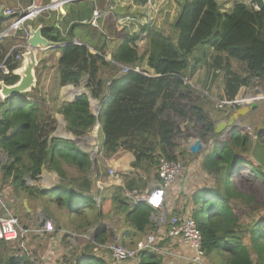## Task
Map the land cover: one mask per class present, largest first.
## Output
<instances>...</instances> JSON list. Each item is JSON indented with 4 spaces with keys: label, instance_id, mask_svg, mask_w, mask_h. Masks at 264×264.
I'll return each mask as SVG.
<instances>
[{
    "label": "trees",
    "instance_id": "obj_1",
    "mask_svg": "<svg viewBox=\"0 0 264 264\" xmlns=\"http://www.w3.org/2000/svg\"><path fill=\"white\" fill-rule=\"evenodd\" d=\"M138 2L144 4L147 0ZM77 14L72 22L68 17L59 22L62 31L56 26L54 13L42 28V36L54 43L70 42L76 37L96 51L92 53L79 44L59 48V86H78L85 78L88 94L63 102L57 112L64 118L66 131L76 137L85 135L98 122L103 140L101 154L129 151L134 156V170L156 166L160 157L176 160L175 139L199 138L207 142L214 136L216 120L229 116L230 112L224 110L214 116L201 103V93L186 82L206 61L207 49L214 53L211 66L224 76L221 99L233 100L253 79L264 89V6L256 10L237 0L232 9L222 11L216 0H182L180 12L168 24L166 33L147 26L133 34L117 30L120 41L114 48H109L112 40L103 25L82 23ZM113 14L115 22L131 16L119 8ZM143 35L145 48L139 53L136 43ZM234 59L245 64L247 76L233 70ZM118 65L128 70L121 72ZM36 76L39 81L38 72ZM16 80L14 77L7 84ZM37 85L22 97L18 94L0 101V149L7 155V160L0 163L1 184L13 180L23 191L29 190L25 175L35 180L42 166L51 168L57 159L78 171L90 166L89 154L70 141L52 138L47 146L42 144L55 131L56 120ZM90 98L98 102L97 116L90 110ZM253 136L264 141L262 129L248 134L238 125L216 138L202 159V168L213 184L195 192L192 217L210 264H264V174L250 157ZM245 169H250L249 173ZM124 179L126 188L135 184L134 188L142 191L136 178ZM117 195L119 198V192ZM113 200H102L99 216L109 213ZM149 214L148 207L139 205L126 213V220L143 230ZM106 236L103 227L96 230V240L103 242ZM0 254V264H32L19 240H1ZM75 264L107 263L91 257ZM138 264L161 262L156 254L144 251Z\"/></svg>",
    "mask_w": 264,
    "mask_h": 264
},
{
    "label": "crops",
    "instance_id": "obj_2",
    "mask_svg": "<svg viewBox=\"0 0 264 264\" xmlns=\"http://www.w3.org/2000/svg\"><path fill=\"white\" fill-rule=\"evenodd\" d=\"M50 1L51 0H32V2L26 3L25 0H0V8L10 6L19 10L33 2L42 6ZM216 1L222 11H229L233 6L232 3L234 0ZM84 2L87 4H84ZM181 2L182 0H154L152 6H149L146 4L147 2L140 4L138 0H112L111 3L114 6L113 10L111 13H107L109 12L108 4H105L104 0L76 1L73 3H64L58 9L46 10L36 18L29 20L27 26H29L30 29H36L37 27L43 28L45 22H47L54 13L56 26L62 31L63 26H61L59 22L63 20L64 17H68L71 20L70 22L74 21L77 14L76 10L79 9L80 11L77 15H79L80 19L87 20L91 17L92 9L97 6L104 12L97 20L98 25H103L108 32L112 40H110L109 48H114L120 41V39L117 38L119 34L116 33L117 30H121V32L125 34H128V32H126L127 30H130L129 34L137 31L139 27L136 23L137 21L127 23L131 19L143 17L144 20H140L141 23L151 20L155 21L157 24H171L176 20L180 12ZM118 8L131 13V16H123L119 21L115 22L113 11ZM5 15L4 12L0 14V31L8 28L14 19L12 16L6 15L5 17ZM41 19H43V21ZM126 24L130 26L125 29L124 27ZM122 33H120V35ZM8 34L0 39V83L11 85L7 84L8 81L14 77H17V80L19 79L17 75L18 69L24 64L25 58L22 55L20 60L15 62V67H12V63L14 62L15 56L17 54H23L26 47H24L25 39H23V31H15ZM72 41H76V43L74 42L73 44L88 47L89 51L92 53L96 52L76 37H73L71 39V42ZM59 48L60 47L53 48V50L41 49L36 53L38 63L35 67V73L41 72V74H44L49 69L50 66H48V63L50 61H48V57L51 53H54V55L50 56L49 60H54V58L56 61L58 60L61 55ZM206 51L208 55H214L212 50L207 49ZM107 60H110V58ZM231 62L232 65L234 63H239L234 60ZM199 68L190 77V81H197L199 78L197 72ZM56 73L58 75L57 70ZM36 80L40 93H43V89H58L56 95L46 93L49 97L52 96L48 99V103L57 109L63 102H69L75 95L73 89L69 90V88H67V90L63 92V87L67 85L59 86L58 83L40 81V76L39 81L37 76ZM196 85L201 86L200 83H196ZM23 94L18 97H22ZM1 97L0 95V101L4 100V98L2 99ZM57 109L52 110L51 115L54 116L56 122L59 121V123H62L64 118L57 112ZM249 116L250 114L247 115V117ZM218 120L219 119L216 121ZM58 125L59 124L56 123L55 131L49 135L46 142H42V144L47 146L52 138H61L70 141L82 152L89 154L90 166H88L86 170L78 171L73 165L57 159L56 163L53 164L51 168H48L47 165L46 167L42 166L41 172L35 180L31 179L30 175L24 176L26 186L29 187L28 191H23V188H20L18 195H13L14 198L11 197L5 201V206L4 201L0 199V215L11 213L16 217L19 216L22 221H25H23V227L40 229L37 226L39 222L37 218L40 219L43 216L52 224L53 230L50 232L43 230L41 234L32 233L34 237H39L37 235H40L41 238L46 239V247H40L34 242V248H32L42 252L39 257L45 264H75L81 258L85 259L91 257L102 259L109 264L108 252L102 245L118 240L126 247L132 248L137 241L141 240L146 235L154 233L161 234L167 229L168 220L171 216H192V210L195 208L192 199L195 192L213 184L211 176L202 168V159L211 148L193 154L189 151V146L194 138L186 139L180 137V140L175 139L174 141V154L176 155V159H179L183 163V172L170 188L165 191L162 206L153 208L145 202L144 196L147 191L153 190L159 184V179L157 177L158 164L145 170H134L132 167L134 156L129 151L118 149L109 156L101 154L103 142L102 134H100V139L96 141V128H94L93 132L91 129L85 135L76 137L66 131V123L65 126H63V130L65 129L66 131L65 134L61 133V129L58 128ZM242 126L248 134L253 133V129L251 125L247 123V119L244 120ZM227 132L220 133L221 136L219 137L225 136ZM215 138L216 135L213 136L211 147H213ZM201 142L205 146L206 142L202 140ZM6 160L7 155L0 149V163ZM110 168H113L115 172L112 176L108 174ZM126 176L136 178L137 185H142V191H138V189L134 188L135 184L131 188H126L124 179ZM7 188L10 189V191L12 190L10 185H7ZM38 190L45 192V194L39 195L37 192ZM117 192H119V198L117 197ZM58 194H61L60 198H57ZM7 195L8 193L0 185V196L5 199ZM109 197L115 198V200H113L110 205L111 209L109 213L101 217L99 213L102 203L104 202H102V200ZM23 203H26V207ZM104 205L105 204H103V206ZM139 205L146 206L150 209L149 220L146 222L143 230H137L126 220V213ZM199 207H201V205L197 206V208ZM101 227L106 231V235L113 237V239L105 237L103 242L96 240V230ZM242 228H246V224H243ZM28 235L29 234H25L20 237L19 241L22 246L23 243L26 242V238H29ZM130 240L131 242H129ZM80 241L85 242L84 247H82V244L79 246L78 243H80ZM244 242H246V240H244ZM75 249H78L77 253ZM147 251L156 254L161 264H195L187 261V259H182V256L190 255L189 249L171 238L159 240L155 244L154 252L153 250ZM85 252L88 254L84 255ZM74 254L76 257L71 259ZM223 256H226L225 252H223ZM223 256L221 260H224ZM139 257L121 264H138ZM204 264H210L206 257H204Z\"/></svg>",
    "mask_w": 264,
    "mask_h": 264
},
{
    "label": "built area",
    "instance_id": "obj_3",
    "mask_svg": "<svg viewBox=\"0 0 264 264\" xmlns=\"http://www.w3.org/2000/svg\"><path fill=\"white\" fill-rule=\"evenodd\" d=\"M76 1H96V0H51L49 3L45 5H38L36 3H31L24 8H20L16 10L15 8H3V12L7 16H12L14 19L10 23L9 30L5 32L3 30L0 31V39L5 37L8 33L12 31H23V39H27L29 36V31L27 26V22L41 15L46 10L58 9L64 3H73ZM105 4H108L107 13H111L113 10L112 0H104ZM154 0H147L149 6H152ZM237 1L234 0L233 3ZM244 2L252 5L256 10L257 7L253 3H249L247 0H243ZM232 3V4H233ZM233 7V6H232ZM232 9V8H231ZM104 14V12L97 6L92 9L91 17L87 20H82V23L90 24L94 27H98L97 20ZM5 32V33H4ZM25 47V46H24ZM22 54H17L14 58V62L20 60ZM121 72L127 71L128 67L123 65H118ZM135 69V71H137ZM3 99V97H1ZM252 96L249 94L240 95L233 100L222 99L219 100V106L223 104H229L233 106V108L238 105H245L251 102ZM249 129V128H248ZM212 139L209 138L205 144V149L208 150L212 146ZM184 169L183 163L176 159L171 160L165 157H160L158 159V167H157V177L159 179V184L156 188L151 191H148L144 200L147 204H149L153 208H159L163 203V196L166 190L170 188V186L176 181V179L182 174ZM113 168L108 170V174L110 176L114 175ZM40 229H31L26 227H21L18 217L11 213H7L6 215H0V240L7 242L18 241L21 236L25 234L34 233L41 234V231L50 232L53 230V226L49 221L45 222L43 227H39ZM164 238H171L178 241L180 244L184 245L190 251L189 256H182V259H187L189 262H193L195 264H204V252L201 247V233L197 227V224L194 218L191 215H182V216H171L168 220V226L165 231L161 234L154 233L146 235L141 240L137 241L134 247L129 248L126 247L118 240H114L112 242H108L102 247L107 250L109 255V264H121L124 262H129L134 259H137L140 256L141 252L144 251H152L154 252L155 244ZM22 248V245H21ZM34 264H45L40 261L34 262Z\"/></svg>",
    "mask_w": 264,
    "mask_h": 264
},
{
    "label": "rangeland",
    "instance_id": "obj_4",
    "mask_svg": "<svg viewBox=\"0 0 264 264\" xmlns=\"http://www.w3.org/2000/svg\"><path fill=\"white\" fill-rule=\"evenodd\" d=\"M84 4H87V3L84 2ZM3 8H5V7H3ZM6 8H13V7L8 6ZM140 20H144V18L143 17H138V18L136 17V18L131 19L129 22H127V23H130L131 21L132 22L137 21L136 23H137V25L139 27H138L137 31L133 32V33H139L140 32V28L142 26H144V25L147 26V28H149V29L162 31L163 33H166V31H168V24H166V25H163L162 23L161 24L160 23L157 24L155 21H151V20H147L146 22L143 21L141 23ZM129 26L130 25L126 24V26L124 28L126 29ZM129 31L130 30H127L126 32H128V34H129ZM12 32H15V31H12ZM133 33H131V34H133ZM144 36L145 35H143L141 37V39L137 40V43H136L139 53H142L144 51V48H145ZM109 53H110V51H107V53H106L107 59L110 58ZM53 55H54V53H51L50 56H53ZM49 57H48V61H50L48 63V66H50L49 69L44 74H41V72L38 73L39 76H40V81L42 80V81H45V82L57 84L58 83V81H57V76L58 75L56 73L57 61H56L55 58H54V60H52V59L49 60ZM212 59H213L212 54L207 56L206 61L203 63L204 65L201 66L199 68V70L197 71L198 74H199V78L197 79L196 82L190 81V78L186 82L189 83L190 85H192L194 88H196L201 93V95L204 96V98L202 96L200 98L201 103L203 104V106L206 109H209L214 116L219 114L220 112H222L220 110H224L223 112H226V113L230 112L229 113V115H230L234 111L233 109H235V108H233V106H230L229 104H223L222 106H219V100H222L221 98H223L222 92H223V79H224V76H223V73L221 71H219V70L217 71L216 69H214L211 66ZM234 61L237 62V60H235V59H234ZM231 64H232V62H231ZM232 68H233V70L237 71L239 74L247 76V72H245L246 69L244 67V64H241L240 62L239 63H234L232 65ZM38 71H39V69H38ZM85 80H86L85 78L82 79L78 86H74L73 84H68L67 86L63 87L62 90L64 92V90H67V88H71V89H73L75 91L84 90V91L88 92L84 88ZM196 83H200L201 86H197ZM57 91H58V89H50V90L43 89V93L41 92V94L47 100V102H46L47 108L51 109V111L52 110H56L57 108L56 107H52V105H50L48 103V99H50V97H52V96L49 97L46 93H49L51 95H56ZM246 94L251 95L252 98L250 100L252 102L257 101V105H256V107L253 110H251L248 113V114H250V116L249 117L246 116L245 119H247V123L251 125V127H252L254 132H256L259 129H262L264 131V89L253 79L250 82V85L248 87H241L240 88V90L238 91V93L235 96V98H237L240 95L244 96ZM96 105H98L97 101L94 100V99H91V111H92L93 114L96 113L95 112V106ZM51 116L54 118L53 115H51ZM56 123L59 124L58 128L61 129V133L65 134L66 131H65V129L63 130V126H65L64 119L62 120V123L61 122L59 123V121H57ZM94 128H96V131H95L96 138L95 139L97 141V140L100 139V134H101L100 131H99V123L96 124V125L94 124V127H92V130H91L92 132L94 131ZM219 136H221V134H216V138H218ZM216 138L214 140V143H216ZM177 140H180V138H177ZM249 171H250V169H245L246 174L249 173ZM258 176L260 177L261 175H258ZM1 180H2V176L0 174V185L8 193L7 197H5V199H3L2 196H0V199H2L4 201V206H5V201L7 199L13 197V195H15V196L18 195V189L21 188L22 186H19L18 184H14L13 180H11L8 183L2 185L1 184V182H2ZM7 185H10L12 187L11 191H10V189L7 188ZM37 192H38L39 195H44L45 194V192H43L41 190L40 191L38 190ZM0 208H1V204H0ZM18 219L20 221V226L23 227V221L24 220L22 221L19 216H18ZM108 232L111 233L110 231H108ZM37 236H39V237H34V235H32V233H29V235H28L29 238H26V242L23 243V246H22V249L24 250L25 256L32 260V261L30 260L32 262V264L34 262H36V261L43 262V261H41V258L39 257V255H41L42 252L39 251V250L32 249V248H34L33 247L34 246L33 243L36 242L40 247L41 246L46 247V245H47L45 238H41L40 235H37ZM106 237L108 239H113V237H109V236H106ZM129 242H131V240ZM78 244H79V246H80V244H82V247L85 246L84 245L85 242H83V241L82 242L80 241V243H78ZM84 250H85V248H84ZM75 251L77 253L78 249H75ZM2 256L3 255L0 254L1 258H2ZM72 258H74V257H71V259Z\"/></svg>",
    "mask_w": 264,
    "mask_h": 264
},
{
    "label": "water",
    "instance_id": "obj_5",
    "mask_svg": "<svg viewBox=\"0 0 264 264\" xmlns=\"http://www.w3.org/2000/svg\"><path fill=\"white\" fill-rule=\"evenodd\" d=\"M247 1L253 3L258 10L262 9L264 6V0H247ZM2 13H3V8H0V14ZM8 30L9 27L6 28L4 31L7 32ZM28 31L30 34L25 40L26 50L22 54L23 57L25 58V62L20 67V69H18V73H17L19 79L11 85L0 83V95L3 98L27 93L33 87H35L37 83L35 67L37 66L38 63L36 58V53L39 50L53 49L65 45L66 46L71 45L74 42L76 43V41H72V42L70 41L63 44L54 43L42 36L41 27H37L36 29L33 28L30 29L29 27ZM83 93L88 94V92L84 90H79L69 102L73 101L75 98H77ZM90 102H91V98H90ZM256 105H257V101L254 102L251 101L248 104L238 105L237 107H235L234 111L227 118H222L215 122L213 134L216 135V134L224 133L238 125H242L248 113L251 110H253L256 107ZM95 112L96 113L94 115H97L99 112V105L95 106ZM96 124L98 123L96 122L95 125ZM192 141L193 142L189 146L190 152L196 154L198 152L205 150V146L202 144L199 138H194ZM252 141L253 143L250 149V157L255 162V164H257L260 167L261 172L264 174V141H260L256 136H253ZM23 205L26 207V203H23ZM37 219L39 220L37 224L38 227H43L45 225V222L47 221V219L44 216L40 219L39 218Z\"/></svg>",
    "mask_w": 264,
    "mask_h": 264
},
{
    "label": "bare ground",
    "instance_id": "obj_6",
    "mask_svg": "<svg viewBox=\"0 0 264 264\" xmlns=\"http://www.w3.org/2000/svg\"><path fill=\"white\" fill-rule=\"evenodd\" d=\"M69 90H71V88H69ZM74 92H75V94L79 91V90H77V91H75V90H73Z\"/></svg>",
    "mask_w": 264,
    "mask_h": 264
}]
</instances>
